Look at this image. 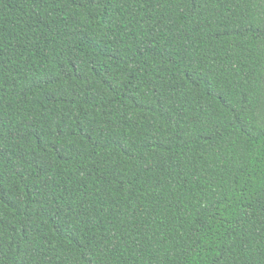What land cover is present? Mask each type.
I'll return each instance as SVG.
<instances>
[{"label": "trees", "instance_id": "16d2710c", "mask_svg": "<svg viewBox=\"0 0 264 264\" xmlns=\"http://www.w3.org/2000/svg\"><path fill=\"white\" fill-rule=\"evenodd\" d=\"M0 264H264V0H0Z\"/></svg>", "mask_w": 264, "mask_h": 264}]
</instances>
